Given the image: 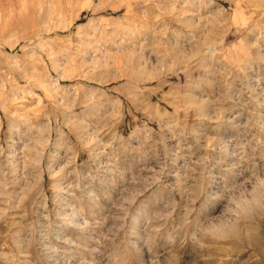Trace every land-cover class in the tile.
I'll use <instances>...</instances> for the list:
<instances>
[{
	"label": "rangeland",
	"instance_id": "1",
	"mask_svg": "<svg viewBox=\"0 0 264 264\" xmlns=\"http://www.w3.org/2000/svg\"><path fill=\"white\" fill-rule=\"evenodd\" d=\"M0 264H264V0H0Z\"/></svg>",
	"mask_w": 264,
	"mask_h": 264
}]
</instances>
